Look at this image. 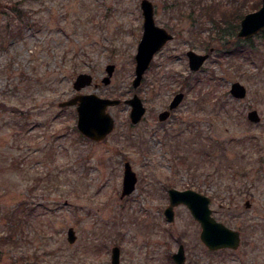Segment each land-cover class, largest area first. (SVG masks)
Returning <instances> with one entry per match:
<instances>
[{"label":"rangeland","instance_id":"obj_1","mask_svg":"<svg viewBox=\"0 0 264 264\" xmlns=\"http://www.w3.org/2000/svg\"><path fill=\"white\" fill-rule=\"evenodd\" d=\"M141 1L0 0V236L11 232L12 212L24 218L18 235L0 241V264H111L114 246L120 264H177L181 244L187 264H264V41L252 38L261 52L251 57L229 33L263 0H151L157 25L174 38L134 87ZM190 50L209 54L198 71ZM108 64L116 70L105 84ZM85 72L93 82L78 91ZM235 82L247 88L242 99L232 96ZM179 92L183 102L161 121ZM78 93L121 100L108 107L116 126L106 139L85 137L76 107L59 105ZM134 94L147 108L138 124L125 102ZM208 136L225 142L214 164L195 154ZM127 161L138 182L122 198ZM170 188L209 196L213 216L240 232V247L210 250L183 204L169 221Z\"/></svg>","mask_w":264,"mask_h":264},{"label":"water","instance_id":"obj_2","mask_svg":"<svg viewBox=\"0 0 264 264\" xmlns=\"http://www.w3.org/2000/svg\"><path fill=\"white\" fill-rule=\"evenodd\" d=\"M141 8L144 15V32L142 39L138 45L136 54V77L133 81L134 87L141 85L143 77L149 68L155 54L160 51L166 43L174 38L166 28L160 27L155 19V6L151 0H142ZM264 29V0L260 10L250 13L244 17L240 24L238 36L240 38H251ZM190 68L198 71L209 58V54H199L193 50L188 52ZM116 70L115 64H108L106 71L107 76L103 78L105 84L111 83L112 76ZM93 75L90 73H81L77 76L74 87L80 91L89 86L93 82ZM232 96L242 99L247 95V88L240 82H235L231 87ZM185 93L179 92L175 95L170 104V110L160 114V120H166L171 110L177 108L184 100ZM131 105L130 118L133 124H138L146 114L147 108L142 99L134 94L132 98L125 100ZM121 100L101 97L96 93H78L70 99L59 102L61 107L76 106L78 113L77 127L79 131L87 138L95 141H102L113 132L116 126V120L108 107L110 105L119 104ZM250 121L257 123L261 121L258 110H251L248 113ZM138 182L137 173L134 171L132 164L128 161L125 163L124 182L121 197L124 198L132 194L136 190ZM170 203L166 207L164 213L166 218L173 222L175 220L176 207L185 205L189 208L196 220L201 223V240L210 250H219L223 248L238 249L241 244V234L238 230L228 227L223 222L218 221L213 215L210 207L211 198L193 189L180 190L170 188L168 190ZM247 206L250 203L247 202ZM77 233L74 227L68 230V240L74 243L77 240ZM111 264H120L121 249L119 246L112 248ZM173 259L177 264H186V251L181 244L173 254Z\"/></svg>","mask_w":264,"mask_h":264},{"label":"trees","instance_id":"obj_3","mask_svg":"<svg viewBox=\"0 0 264 264\" xmlns=\"http://www.w3.org/2000/svg\"><path fill=\"white\" fill-rule=\"evenodd\" d=\"M13 13H15L19 18L23 19L25 16V12L22 10V8H18V7H14L13 8ZM213 11L210 12V14L212 15ZM223 16L225 17H230V14H226V12L222 13ZM237 14V12L235 13ZM240 16V15H238ZM213 20L216 23V19L213 18ZM240 28L239 23H237L235 26L233 25V30H230V34L237 36V32ZM256 38L261 39L262 41H264V30H262L259 34L256 35ZM244 41V46H240L238 49L240 50L241 53H245L248 54L249 56H254L257 54H260L261 51H259L257 49V47L255 46V43L253 42L254 39L252 38H247V39H242ZM233 43H235V41H230V44L232 45ZM238 50V51H239ZM261 69H263V65H259L258 66V70L260 71ZM261 72V71H260ZM262 73V72H261ZM263 74V73H262ZM263 81H264V74H263ZM228 107H226V105H224L222 107V111L223 113H227L226 110ZM229 118V117H228ZM199 138H202L203 135L202 133L199 134L198 136ZM201 145L196 151L195 154H197V152L200 154V156L202 157V160H204V158L207 160V162H213L216 161V159L218 158V155L215 154L214 149L216 146H219L218 148L224 149L225 148V142L223 140H219L216 139L212 136H208L207 138H205V142L203 143L202 141L200 142ZM210 149H209V148ZM190 159L189 156H187V160ZM196 161V160H193ZM198 161V159H197ZM215 171L217 172L218 169L216 168ZM24 213H27V210H25ZM10 221V226H11V232L9 233V235L7 237H3L0 236V241L2 243H8L9 240L12 238V236L14 235H18L19 231H20V226L23 225L24 223V218L23 216L19 213V212H12V215L9 217Z\"/></svg>","mask_w":264,"mask_h":264}]
</instances>
